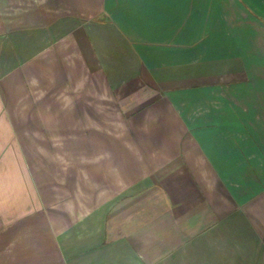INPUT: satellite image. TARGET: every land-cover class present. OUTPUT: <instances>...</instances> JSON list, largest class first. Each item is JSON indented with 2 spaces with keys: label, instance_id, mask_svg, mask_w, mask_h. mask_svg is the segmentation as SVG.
Returning a JSON list of instances; mask_svg holds the SVG:
<instances>
[{
  "label": "crops",
  "instance_id": "1",
  "mask_svg": "<svg viewBox=\"0 0 264 264\" xmlns=\"http://www.w3.org/2000/svg\"><path fill=\"white\" fill-rule=\"evenodd\" d=\"M0 264H264V0H0Z\"/></svg>",
  "mask_w": 264,
  "mask_h": 264
}]
</instances>
